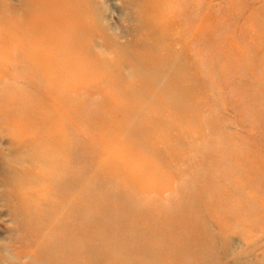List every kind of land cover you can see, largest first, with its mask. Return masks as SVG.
<instances>
[{
  "label": "rangeland",
  "instance_id": "rangeland-1",
  "mask_svg": "<svg viewBox=\"0 0 264 264\" xmlns=\"http://www.w3.org/2000/svg\"><path fill=\"white\" fill-rule=\"evenodd\" d=\"M3 86L0 264H264V0H0Z\"/></svg>",
  "mask_w": 264,
  "mask_h": 264
},
{
  "label": "bare ground",
  "instance_id": "bare-ground-1",
  "mask_svg": "<svg viewBox=\"0 0 264 264\" xmlns=\"http://www.w3.org/2000/svg\"><path fill=\"white\" fill-rule=\"evenodd\" d=\"M38 51L40 52L41 50H38ZM30 55H32V54H28V52H25V50L23 51V49L19 48V49H16V50L14 49L12 55H8L7 59L10 58L11 62L13 64V58L20 59L19 57H21L24 60L22 62V64L24 65V68L27 70V72H31L32 71V74L42 77L41 75H43V70H41V68H39L38 64L35 65V63H33L31 61ZM1 90H3L2 91V95H4V97H3L2 101H0V115H1L0 118L3 117L4 122H6V123H8L10 121L14 122V118H11L10 116L13 117V114L15 113L14 112V107L16 105L19 106L20 103H21V100L23 101V99L20 98V96L18 95V92H15L9 86H5V87L3 86ZM24 102H25V100H24ZM38 104L40 105V112L43 115V109L41 107V103H38ZM34 105L35 104L30 105L29 107L25 106V108L23 110L24 115L20 116V117L18 116V118H17L18 119V122H17L18 127L26 125L28 123L27 114H31V113H29V108L31 110V107H33ZM26 109H28L27 113H26ZM35 125H36V128L38 130V133L43 134V119H38V121L36 122ZM41 143H43V141H41ZM41 156H43V153L41 154ZM34 158H36V157H34ZM39 158L43 159V157H40V156H39ZM72 159H73V157L66 164L68 166V167H66L67 169L65 170L66 173H68L67 171L72 169V165H71L72 164ZM67 176L71 177L72 174L68 173ZM63 177H66V175H64ZM63 177H62V179H63ZM25 203L26 202H24L22 204L21 210L25 208V206H26ZM21 210H17L16 212H17V215H18V219L20 218L18 221H20L21 224H23L22 221L23 222L25 221L26 216H24V213H23V215L21 214Z\"/></svg>",
  "mask_w": 264,
  "mask_h": 264
}]
</instances>
